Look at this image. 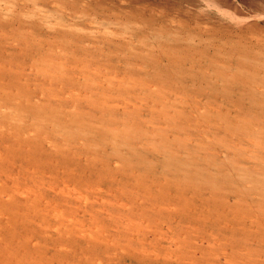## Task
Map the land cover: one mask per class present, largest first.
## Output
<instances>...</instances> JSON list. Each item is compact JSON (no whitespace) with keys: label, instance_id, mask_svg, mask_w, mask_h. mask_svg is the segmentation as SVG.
Instances as JSON below:
<instances>
[{"label":"rangeland","instance_id":"rangeland-1","mask_svg":"<svg viewBox=\"0 0 264 264\" xmlns=\"http://www.w3.org/2000/svg\"><path fill=\"white\" fill-rule=\"evenodd\" d=\"M0 264H264V0H0Z\"/></svg>","mask_w":264,"mask_h":264},{"label":"bare ground","instance_id":"bare-ground-1","mask_svg":"<svg viewBox=\"0 0 264 264\" xmlns=\"http://www.w3.org/2000/svg\"><path fill=\"white\" fill-rule=\"evenodd\" d=\"M13 197V196H12Z\"/></svg>","mask_w":264,"mask_h":264}]
</instances>
